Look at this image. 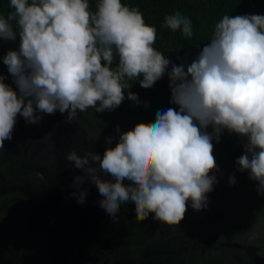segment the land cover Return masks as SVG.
Masks as SVG:
<instances>
[{
    "label": "clouds",
    "instance_id": "9594fccd",
    "mask_svg": "<svg viewBox=\"0 0 264 264\" xmlns=\"http://www.w3.org/2000/svg\"><path fill=\"white\" fill-rule=\"evenodd\" d=\"M10 9L0 14V40L19 35V47L0 59L16 90L0 74V150L18 115L38 124L42 114L59 111L72 122L89 108H118L129 81L143 77L139 83L148 89L167 75L179 110H158L153 123L127 131L117 126L118 141L112 146L107 137L102 157L68 152L66 160L84 173L74 184H95L114 222L130 203L141 221L180 224L189 202L195 211L208 207L219 171L213 140L227 130L244 138L238 171H248L264 195V15H224L198 56L177 65L154 47L156 27L122 0H97L95 10L90 0H10ZM163 26L193 36L192 20L179 11L166 15ZM127 98L139 103L134 92ZM229 183H236L234 175ZM86 193L73 195L82 204Z\"/></svg>",
    "mask_w": 264,
    "mask_h": 264
},
{
    "label": "trees",
    "instance_id": "16d2710c",
    "mask_svg": "<svg viewBox=\"0 0 264 264\" xmlns=\"http://www.w3.org/2000/svg\"><path fill=\"white\" fill-rule=\"evenodd\" d=\"M90 3L95 10L97 0H90ZM122 3L137 7L145 22L156 27L154 47L177 65H188L198 56L202 47L210 42L215 24L224 15H264V0H122ZM10 10V0H0V14L7 16ZM177 11L192 20V37L183 36L181 30L172 32L163 26L165 16ZM13 27L15 29V22ZM0 43L18 48L19 35L15 41L0 40ZM167 71H171V65ZM139 79L129 81L130 88L124 90L125 100L115 110H107L110 115L135 126L139 122L153 123L158 110L169 107L179 110L178 105L171 103L167 75L148 89L141 87ZM129 91L137 94L139 103L127 98ZM244 142V138L227 130L221 134L219 143L213 140L219 167L215 173L218 183L207 194L208 207L199 211L204 217H212L205 219L195 236L199 243L196 264H217L221 258L234 264H258L241 246L264 260V235L244 231L245 224L256 221L264 211V195L257 193L256 182L249 179L248 171H238L236 160L243 154ZM233 175L236 183L230 185L229 177ZM0 177L9 186L0 193V225L16 222L28 238L43 240L49 249V252L45 250L43 257L32 249L33 246L25 250L18 244L8 253L10 264H113L122 258H137L140 253L143 246H137V228L132 215L127 224L125 243L116 248L94 246L72 228L63 218L67 214V202H63L59 194L47 190V185L34 170L33 162L25 158L20 149L15 150L12 144L0 150ZM190 210H193L191 202L186 214Z\"/></svg>",
    "mask_w": 264,
    "mask_h": 264
},
{
    "label": "rangeland",
    "instance_id": "374dc122",
    "mask_svg": "<svg viewBox=\"0 0 264 264\" xmlns=\"http://www.w3.org/2000/svg\"><path fill=\"white\" fill-rule=\"evenodd\" d=\"M9 49L18 50L9 43H0V57ZM0 74L4 75L5 82L16 90L2 59ZM42 115L43 119L38 124H30L18 115L12 139L6 140L4 144H12L15 150L20 149L24 157L33 162L34 170L47 185V190L52 194H59V198L67 202L68 210L63 218L68 220L72 228L79 231L94 246L116 248L125 243L127 224L132 215L137 228V246L143 247L137 258H122L113 264H196L195 254L199 243L195 236L202 229L205 219H211V215L204 217L199 211L190 210L177 225L153 220L151 216L141 221L135 216L134 205L129 203L121 205L117 221L114 222L100 207L99 201L102 197L95 184L87 179L79 187L74 184V177L83 176L84 173L68 162L65 155L73 150L81 156L94 151L102 157L109 146L106 138H113L112 146L118 141L117 126L123 132L133 128V125L110 115L107 110L96 112L92 108L78 112L76 120L72 122H67L66 112L61 114L57 111L53 115ZM8 188V184L0 177V193ZM81 188L87 190L85 202L82 204L78 203L73 195H78ZM244 231L264 235V211L256 221L245 224ZM18 244L19 247L24 246L25 250L33 246L32 249L43 257L48 249L43 240L28 238L18 223H4L0 225V264H10L7 261L8 253ZM183 254L187 257H182ZM216 263L234 264L226 258L218 259Z\"/></svg>",
    "mask_w": 264,
    "mask_h": 264
},
{
    "label": "water",
    "instance_id": "95a60500",
    "mask_svg": "<svg viewBox=\"0 0 264 264\" xmlns=\"http://www.w3.org/2000/svg\"><path fill=\"white\" fill-rule=\"evenodd\" d=\"M234 246H238V244L237 243H234L233 244ZM243 249H245L248 253H249V256H250V258L254 261V262H256V263H258V264H264V260L262 259V258H260L259 256H257L255 253H253L251 250H249L247 247H245V246H241Z\"/></svg>",
    "mask_w": 264,
    "mask_h": 264
}]
</instances>
